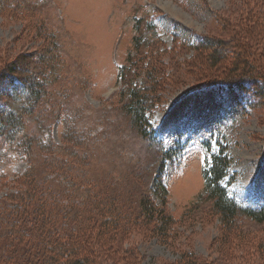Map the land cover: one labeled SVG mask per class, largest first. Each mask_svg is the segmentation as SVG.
<instances>
[{"label":"rangeland","instance_id":"374dc122","mask_svg":"<svg viewBox=\"0 0 264 264\" xmlns=\"http://www.w3.org/2000/svg\"><path fill=\"white\" fill-rule=\"evenodd\" d=\"M242 35L250 36L236 46L244 54L232 48ZM203 37L237 54L214 68L198 44ZM29 61V73L53 82L46 98L53 114L34 138L61 149L57 156L45 153V163L60 166V179L72 176L74 165L82 169L95 192L101 181L117 182L120 199L134 206L149 189L170 216L162 235L143 226L142 217L128 224L117 243L133 251L126 255L138 264H180L183 254L201 264H264V221L224 219L210 199L198 198L201 168L222 147L228 197L264 204V95L248 101L217 84L238 77L242 64L264 78V0H0V70ZM159 70L164 79L154 85L159 91L151 94L148 121L161 147H152L131 124L126 89ZM34 128L28 124L27 133ZM77 134L86 163L73 156ZM161 149L176 151L164 161ZM26 163L21 156L2 160L0 197ZM159 166L160 175L153 172ZM158 180L166 191L157 196Z\"/></svg>","mask_w":264,"mask_h":264},{"label":"trees","instance_id":"16d2710c","mask_svg":"<svg viewBox=\"0 0 264 264\" xmlns=\"http://www.w3.org/2000/svg\"><path fill=\"white\" fill-rule=\"evenodd\" d=\"M248 30L254 31L255 28ZM242 36L237 37L236 44L232 46L238 53L243 50L236 46L250 38L249 35ZM135 40L134 52L140 38ZM198 44L204 48L202 55L205 59L216 64L210 65L214 68L217 63L237 54L226 51L221 41L210 37L201 38ZM12 64L5 63L0 70V94L2 90L5 99L4 105L0 104V163L12 155L21 156L28 167L13 180L11 192L0 197V264H138L125 254L133 251H122L117 244L126 235V226H135L134 223L142 217L143 226L152 227V232L158 230L162 235L171 224L170 216L154 204L149 189L141 194L134 206L133 202L120 199L117 182L101 181L99 190L93 191V184L74 164V168L71 167L72 176L60 179V166L45 163L44 154L57 156L58 148H61L50 140L38 138L40 135L34 138L39 129H45L46 120L53 114L52 103H47L46 99L51 96L53 82L42 80L44 76L29 73L31 71L26 69L33 65L31 61L24 66ZM240 68L242 71L236 75L238 77L225 78L223 80L228 83L217 84L244 94L248 101L261 99L264 78L244 70V64ZM136 69L135 65L132 70L140 75L142 70ZM125 70L123 65L117 69L121 78L126 75ZM147 76L150 79L147 83L152 89L147 83H142L143 80L140 84L128 82L125 106L137 134L147 139L150 146L161 147V139L148 121V112L155 102L151 94L159 91L154 85H159V81L164 79V72L150 71ZM30 123L35 128L27 133ZM76 140L78 142L72 145L76 150L73 156L78 162H84V154L79 151L83 136L77 134ZM206 147L210 150L208 144ZM175 151L164 152L161 149L158 152H162L165 161ZM223 152L220 147L219 152L211 153L209 161H205L201 168L204 184L198 198L204 195L210 199L212 207L224 219L231 220L240 214L258 222L264 221V204H242L226 194L221 181L226 175L228 160ZM160 165H163V159ZM162 168L159 166L153 172L160 175ZM161 183L158 180L156 184L157 196L166 191ZM112 190L117 193L112 194ZM188 258L183 254L180 264H201Z\"/></svg>","mask_w":264,"mask_h":264}]
</instances>
